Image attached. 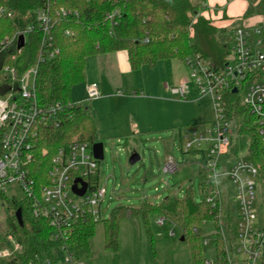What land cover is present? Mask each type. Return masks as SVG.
<instances>
[{"label": "trees", "instance_id": "obj_1", "mask_svg": "<svg viewBox=\"0 0 264 264\" xmlns=\"http://www.w3.org/2000/svg\"><path fill=\"white\" fill-rule=\"evenodd\" d=\"M197 2L199 0H57L55 7L69 8L77 14L56 20L52 43L54 50L58 51L53 57L39 62L47 48L42 43L43 34L36 20V10L42 3L40 0H0V70L8 66L18 79L38 64L35 78L38 103L44 107L62 104L55 123L42 129L35 174L46 172L58 146L75 138L91 144L98 141L97 125L86 103L71 99L72 86L84 80L87 57L126 50L134 70L145 64L154 66L162 59L186 61L198 53L217 64L225 61L232 44L231 36L227 30L216 27L205 18L203 12L207 10H200ZM259 5L264 12V0H260ZM114 10L120 11L116 24L106 18L107 11ZM30 25L34 30L26 32L25 45L18 48V36ZM66 28L73 33L66 34ZM5 39L12 42L3 44ZM233 105L243 122L240 133L250 136L249 156L259 166L264 189V141L252 126L250 113L238 103ZM43 149H47V153L42 152ZM200 185L204 194L203 180ZM0 197L4 201L5 215L0 219V246L12 244L9 236L21 246L14 259L6 263L0 261V264H25L36 254H48L52 246L48 222L33 216L25 197L18 200L14 195L8 199L5 192H0ZM19 209L21 221L17 215ZM153 213L165 217L166 223L177 230L179 242L188 245L191 264H204L198 230L209 223L207 229L215 238L217 261H226L224 246L234 232L228 203L213 204L204 198L197 202L190 193L184 198L167 196L155 205L144 201L140 208L118 206L105 219L95 220L87 216L72 230L70 245L84 264H95L99 251L95 249L94 239L100 225L104 250L116 254L119 250V224L125 217L141 220L153 245L159 240L150 228ZM221 229L228 236L227 241Z\"/></svg>", "mask_w": 264, "mask_h": 264}, {"label": "built area", "instance_id": "obj_2", "mask_svg": "<svg viewBox=\"0 0 264 264\" xmlns=\"http://www.w3.org/2000/svg\"><path fill=\"white\" fill-rule=\"evenodd\" d=\"M40 2L42 5L36 10V20L43 34L42 43L47 48L46 53L39 57V62L53 57L58 51L54 50L52 43L56 20L77 14L69 8L55 7L57 0ZM199 4L207 7L210 2L199 0ZM251 16L244 14L242 25L232 29V45L223 63H214L199 53L186 59L199 94L211 98L213 120L204 129L196 126L186 128V142L182 148L185 152L195 149L204 156L205 167L201 176L204 200L213 204L225 203L224 192L230 197L226 190L229 186L234 189L238 206L237 219L233 220L234 232L224 246L226 261L219 264H239L231 255L234 239L239 241L238 251L246 255V264L264 257V226L257 225L259 214L256 209L257 185L263 187L259 166L249 156V150L245 157L231 158L233 147L243 135L240 133L243 122L236 115L233 103H238L250 113L252 126L264 141V12L258 15L259 20L246 23ZM119 17V10L106 13L108 22L112 24H116ZM32 30L34 26L30 25L20 33L17 43L22 34L26 42V32ZM65 32L73 33L70 28H66ZM5 42L12 41L5 39L2 43ZM37 70L38 64L18 79L10 67L4 66L0 70V192H7L12 187L13 196L23 193L33 216L47 221L51 229L50 252L36 254L25 264H84L70 245L72 230L87 216L95 220L99 218L98 209L106 188L94 178L99 160L93 154V144L76 138L55 149L46 172L34 173L42 129L55 123L62 107L61 103L48 107L38 103L35 93ZM30 75H33L32 81ZM188 83L185 79L180 86L172 89L173 92L185 97L190 91ZM88 95L89 98L100 95L96 84L88 87ZM47 151L42 150L44 153ZM177 169L173 158H169L164 171L175 172ZM81 181L88 185L83 196L72 190L74 184L81 188ZM158 222L164 224L167 221L159 216ZM170 233L175 234L174 231ZM223 236L227 241L224 231ZM9 238L12 244L0 248V261L2 258L14 259L21 249L12 236ZM204 264L213 263L205 259Z\"/></svg>", "mask_w": 264, "mask_h": 264}, {"label": "rangeland", "instance_id": "obj_3", "mask_svg": "<svg viewBox=\"0 0 264 264\" xmlns=\"http://www.w3.org/2000/svg\"><path fill=\"white\" fill-rule=\"evenodd\" d=\"M209 2L210 5L207 7L197 2L200 10L203 11L204 8L207 10L203 12V16L209 18L216 27L227 30L229 34L234 27L242 25V16L245 13L252 15L246 20L248 23L259 20L257 15L262 12L258 0H209ZM118 52H111L112 59L102 64H99L98 60L107 53L87 57L84 79L88 78L99 87L96 80L100 78V65L104 70L111 67L114 71L113 73L111 71V74L115 80L117 78L120 80L118 90L113 86L114 90H117V95L129 96V93V98L89 100L85 80L71 88V99L74 102H84L87 107L97 109L100 117L102 115L101 132L97 140L104 143L105 157L99 161L94 178L106 188V193L98 209V217L100 219L110 217L118 206L140 208L144 201L154 205L160 204L167 196L184 198L190 193L195 201L201 202L204 198L200 185L205 167L204 156L195 149L185 152L182 147L186 142L184 137L186 128L196 126L204 129L210 126L213 120L211 98L201 97L191 77V68L185 60L162 59L154 66L145 64L137 70H132L127 61L116 62L114 58ZM106 78L108 79L101 77L103 81H107ZM185 79L189 81L190 91L182 97L174 93L172 88L180 86ZM32 80L33 75H30V81ZM111 122L119 124L123 129H127L126 125L130 124L132 130L127 134H112ZM249 143V135L240 136L233 147L231 158L245 157L248 154ZM134 152L140 154V160L131 164L130 156ZM169 154L178 165L175 172L164 171ZM12 190V187H9L5 192L8 199L13 198ZM226 190L230 193L229 197L224 192L228 211L233 220H236L238 206L234 198V189L227 186ZM15 195L18 200L25 197L21 192ZM3 202L0 197V219L1 216H5ZM256 209L259 214L257 225L264 226L262 185H257ZM158 218L159 215L155 213L150 215V228L159 239L155 240L153 245L141 220L122 218L119 224V250L116 254L104 250L103 232L99 225L94 239L95 249L99 251L95 264H191L188 245L179 242L175 228L166 222L160 224ZM209 225L206 223L198 230L201 236L202 255L213 264H219L215 238L207 229ZM171 231L176 233L171 235ZM239 246V241L234 239L232 259L239 264H246V255L238 251ZM60 253L63 254V251ZM8 261L9 258L1 259V263ZM251 264H262V259L251 261Z\"/></svg>", "mask_w": 264, "mask_h": 264}, {"label": "crops", "instance_id": "obj_4", "mask_svg": "<svg viewBox=\"0 0 264 264\" xmlns=\"http://www.w3.org/2000/svg\"><path fill=\"white\" fill-rule=\"evenodd\" d=\"M214 3H216L217 5H219L218 4V2L217 1H214ZM263 13V11L260 13V14H262ZM238 14V13H237ZM246 14V13H245ZM260 14H258V15H260ZM257 15V16H258ZM259 17V16H258ZM260 18V17H259ZM257 21V20H256ZM255 22V21H254ZM124 51V52H123ZM123 51H117L119 54H117V58L115 57L114 59L116 60V62L118 61V62H120L121 61V63L123 62V63H126V61H127V63H128V66H130V63H129V58H128V53H127V51L126 50H123ZM110 53L111 52H109V53H107V54H105V56H100L101 58V60L99 59L98 60V62H99V64L101 63H104V61H107L106 63H108V61H110L112 58V56L110 55ZM100 69H99V71H100V78H99V80L97 81L96 80V82H98V85H99V92H100V95L98 96V97H96V99L98 100V99H103V100H108L109 101V99H111V98H116V97H119V98H129L130 97V94L128 93V95L129 96H126V95H117V93H116V91L118 90V88H119V84H118V82H120V80L117 78L116 80H115V77H114V75L113 74H111V67H107V69H105L104 70V68L102 67V65H100V67H99ZM130 68H131V66H130ZM132 69V68H131ZM132 70H134V69H132ZM114 71H112V73H113ZM120 72V71H119ZM103 74H105V75H103ZM108 77V79H107V81H103V79H101V77ZM119 76H120V74H119ZM88 79V78H87ZM84 79L85 80V82H86V84H87V86L89 87V85H91V84H94L95 82H90V80L88 79ZM116 84H118V85H116ZM113 86L115 87L116 86V88H117V90L115 91L114 90V88H113ZM174 88V87H173ZM172 88V89H173ZM112 90V91H111ZM91 99H94V98H89V100H91ZM87 110H88V112L90 113V115L93 117V119L95 120V122H96V125H97V133L99 134L100 132H101V125H100V122H101V117H102V115H101V117H100V115H99V111L97 110V109H94V108H90V107H87ZM133 119V118H132ZM132 119H130L131 121H133ZM134 122V121H133ZM112 123V122H111ZM114 123V124H113ZM112 124H111V126H112V128H111V132H112V134H127L128 132H131V130H132V127H131V125L130 124H128V125H126L127 126V129H123L122 128V126H120L119 124L117 125V123H115V122H113ZM150 127H151V125H149ZM192 127V126H191ZM180 132H181V130H180ZM169 158H173V157H171L170 156V154L167 156V160L169 159ZM167 160H166V162H167Z\"/></svg>", "mask_w": 264, "mask_h": 264}, {"label": "water", "instance_id": "obj_5", "mask_svg": "<svg viewBox=\"0 0 264 264\" xmlns=\"http://www.w3.org/2000/svg\"><path fill=\"white\" fill-rule=\"evenodd\" d=\"M25 45V36L22 34L19 38V44H18V48H22ZM234 91H236V89H234ZM92 150H93V154L95 156V158H97L99 161L103 160L105 157V150H104V143L101 141H97L95 143H93L92 145ZM140 160V154L137 152H134L131 156H130V163L134 164L137 161ZM82 182V187L79 188L77 186V184L73 185V192L79 196H83L88 188L87 182L85 181H81ZM18 218L21 221V210L19 209L17 212Z\"/></svg>", "mask_w": 264, "mask_h": 264}]
</instances>
